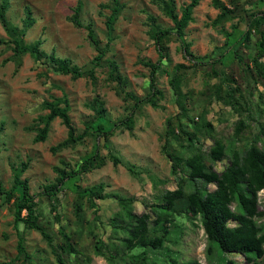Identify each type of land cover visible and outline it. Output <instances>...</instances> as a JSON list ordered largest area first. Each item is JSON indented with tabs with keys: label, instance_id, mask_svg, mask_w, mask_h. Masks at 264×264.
I'll list each match as a JSON object with an SVG mask.
<instances>
[{
	"label": "rangeland",
	"instance_id": "rangeland-1",
	"mask_svg": "<svg viewBox=\"0 0 264 264\" xmlns=\"http://www.w3.org/2000/svg\"><path fill=\"white\" fill-rule=\"evenodd\" d=\"M7 1L6 15L18 27H23L24 5L30 7L34 23L25 30L23 43L40 39L39 49L43 55L36 61L29 52H14L13 43L8 41L10 37L0 22V37L3 39L0 42V182L5 188L10 187L12 167L25 164L21 177L28 179L30 192L39 202L41 223L52 234L54 244L59 243L58 231L63 229L69 235H74V245L90 257L89 264H109L104 256L94 253V241L102 239L107 245L113 243L112 248L120 252L115 256L114 263L124 264L128 260V253L122 254L123 249L117 240L123 234L121 231L114 233L110 226L111 218L120 210V205L110 193L132 197L133 209L137 213H151L149 205L156 201V194L176 187V177L170 172V161L162 150L166 120L181 113L168 82L170 75L156 73L155 86L161 90L156 98L157 105L141 103L133 115L132 130L120 122L129 114L133 103L131 98L124 96L125 92L131 91L138 97H144L148 92L150 74V68L144 63L158 59V51L149 32V16L154 18V24L162 28L173 27V22L162 12L157 0H118L120 10L112 32L107 34L106 19L111 13L112 0H80V20L84 27H77L71 22L77 0ZM219 1L228 7L237 3L236 15L215 24L219 8L214 0H200L193 9L192 19L185 27L183 37L194 58L186 54L175 33H170L166 37L169 61L164 63L170 74L174 65H184L180 70L181 90L185 95L188 115L196 121L200 116L210 120L215 133L227 142L235 121L240 117L215 97L216 85L223 89L228 85L227 81L222 80L227 74L232 76L235 85H239L240 101L244 105L241 116L247 119V113L250 115L251 135L257 131L258 124H264V81L258 75L244 73L243 64L232 53V43L242 35L251 15L264 13V0ZM189 2L175 0L178 15ZM89 24L95 31L100 47L106 48L100 65L93 63L97 51L87 37L85 26ZM260 28H264V23ZM226 33L231 35L226 38ZM258 37V33L252 31L248 45H239L244 62L249 61L255 53L254 42ZM221 51V63L212 60L207 64L196 62ZM50 53L68 59L71 64L84 69L85 73L73 78L70 74L56 71L49 59ZM110 61L116 63L118 73L125 80L123 85L110 78ZM91 68L93 76L87 73ZM211 68L218 74L214 75ZM64 97L68 101V114L76 134L94 120L93 101H102L105 118H98L93 127L101 121L105 129H112L109 140L105 141L102 134L88 135L76 144L52 150L51 147H56L67 138L66 126L56 117L51 121L45 140L35 141L38 129L43 126L39 116L49 111L42 107V103ZM202 141L203 149L211 144L209 139L203 138ZM174 146L178 148L176 143ZM95 151L102 161L99 167L66 180L56 194V201L42 194L44 185L55 181L56 167L75 169ZM110 153L118 156L120 162L114 164ZM226 163V158L216 162L214 169L221 170ZM128 166L132 167L134 173L128 170ZM98 183L103 184V192L108 196L96 200L98 207L88 206L84 201V221L81 223L73 210L77 189ZM209 187L213 188L214 185L210 184ZM185 189L190 190L191 186L187 184ZM258 200L260 208H264V189L259 191ZM51 202L56 206L55 212L50 209ZM12 208V200L3 201L0 198V264H25L23 256L17 254L19 234L32 257V264H57L50 246L39 231L24 228L20 223L17 228L14 226ZM96 208L97 220H92ZM55 214L59 215V219H55ZM175 223L179 228L172 230L169 240L165 242L166 248H136L132 252L145 251L147 260L154 264H170V258H176L177 264L191 259L203 264H222L217 255L221 253L218 249L212 255L207 254L206 235L198 218L191 221L185 216H176ZM89 229H93L92 233ZM63 255L69 262L75 261L72 254ZM78 259L81 264V258ZM223 259L242 262L243 256L223 253Z\"/></svg>",
	"mask_w": 264,
	"mask_h": 264
},
{
	"label": "trees",
	"instance_id": "trees-1",
	"mask_svg": "<svg viewBox=\"0 0 264 264\" xmlns=\"http://www.w3.org/2000/svg\"><path fill=\"white\" fill-rule=\"evenodd\" d=\"M157 1L162 12L172 20L173 27H159L154 24V18L149 16L151 20L149 32L158 51V59L156 62L147 61L144 63L150 68L147 94L144 97H138L131 91L125 92L124 96L131 98L133 103L129 114L120 122L128 130H132L133 115L139 105L145 102L153 106L157 105L156 98L161 94V90L155 86L156 73L165 72L170 75L168 82L181 113L180 116L177 115L178 117H169L166 120L165 141L162 150L170 161V172L176 177V187L174 189H164L156 194V201L149 205L151 213L146 211L137 213L133 209L132 197L110 193L120 205V210L116 211L111 218L110 226L113 228L114 233L121 231L123 234L118 236L117 240L123 249L122 254L128 253V260L124 264H154L147 260L145 251H132L136 248L146 247L153 249L166 248L165 242L169 240L172 230L179 228V225L175 223L176 216H185L191 221L199 219L206 235L207 254L212 255L218 249L221 253L216 254L219 255L222 264H264V208H260L258 200L259 191L264 189V124H258L257 131L251 135V123L248 118L250 115L247 113V119L241 116L243 110L241 107L244 106L240 101L241 91L239 85L234 84V79L229 74L222 79L227 81L228 85L224 89L220 85H216L215 88V97L229 106L232 112L240 114V117L234 123L228 141H224L215 133L213 123L204 116H200L199 120L196 121L188 115V109L184 101L185 95L181 90L180 70L184 65H174L171 68V74L168 71L164 63V61H169L166 37L170 33H175L177 38L181 40V46L186 54L194 58L189 50V44L184 41L183 37L185 27L192 19L193 9L200 0H190L188 4L181 8L180 15L176 11L175 0ZM112 2L111 13L106 19L107 34L112 32L113 23L120 10L118 0H112ZM214 4L220 10L214 19L215 24L223 23L236 15L237 3H233L232 7H228L223 2L214 0ZM7 7L8 1L0 0V22L10 37L8 41L13 43L14 52H29L38 61L43 55L42 50L39 49L40 39L31 43H23L22 38L25 30L34 23L30 7L24 5L23 27H18L10 22L6 15ZM80 14L81 1L77 0L76 6L73 8L71 22L77 27H84L80 20ZM262 23H264V13L261 15L252 14L242 35L233 41L232 53L233 57L243 64L242 70L244 73H249L251 76L258 75L264 81V28H260ZM85 28L87 29L89 41L97 51L93 63L100 65L106 48L100 47L95 31L90 24L86 25ZM252 31L257 32L259 35L254 42L255 53L249 58V61L244 62L243 55L239 53L238 48L241 43L248 45L247 42L250 40ZM230 35L231 33H226V38ZM0 42H3L2 37H0ZM222 58L223 51L196 62L207 64L211 62L209 60H212L221 63ZM49 59L56 71L70 74L73 78L80 77L85 73L84 69L71 64L68 59L57 57L53 53L49 54ZM109 64L110 78L123 85L125 80L118 73L116 63L110 61ZM211 72L214 75L218 74L213 68H211ZM87 73L89 76H93V69L91 68ZM236 93L238 94L236 95ZM42 107L47 108L49 111L39 116V121L43 123V126L38 129L34 137L35 141L45 140L51 121L56 117H59L67 128V138L58 143L56 147H51L52 150L76 144L88 135L97 136L102 134L104 140L108 141L110 135L113 134V130L105 129L101 121L93 127L98 118H105V109L100 100L93 101L94 120L87 123L83 131L78 134H76L75 127L68 114L69 105L65 97L44 101ZM244 108L249 107L245 106ZM259 111L261 112V109ZM203 138L211 141L207 149H203ZM175 143L178 148L174 146ZM110 158L114 164L120 162V158L113 153H110ZM225 158L227 163L222 169H214L215 163L221 162ZM101 164L102 161L98 156V152L95 151L83 159L75 169L67 170L56 167L57 176L55 181L44 185L42 194L56 201V194L66 180L77 178L82 172L99 167ZM25 166L23 164L21 167H12L13 179L10 187L5 188L0 182L1 200H12L14 226L17 228V224L20 223L24 228L39 231L50 246L57 264H80L78 258H81V264H89L90 257L83 254L74 245V235H69L63 229H60L58 231L60 241L57 245L54 244L52 234L41 223V212L38 209L39 202L35 194L30 192L28 179L21 177ZM128 170L134 173L131 166H128ZM187 184L191 186L190 190L185 189ZM210 184H213L214 187L210 188ZM103 190L102 183L77 189V197L73 208L77 221L81 223L84 221L82 213L84 201H87L88 206L98 207L96 200L108 196ZM50 209L53 212L56 211V206L52 202ZM97 210L98 208L94 210L92 220H97L95 214ZM54 216L55 219H59V215L55 214ZM87 223L91 224L90 221ZM83 226L80 227V230L83 229ZM171 226L173 229H171ZM92 231L93 229H89V232L92 233ZM112 246H114L113 243L107 245L102 239H96L94 241V253L104 256L109 264H115V256L120 252ZM167 251L171 250L167 249ZM64 253L72 254L75 261L69 262L63 255ZM223 253L239 254L243 256V260L242 262H237L235 259L225 260L223 259ZM17 254L23 256L25 264H32V257L27 253L23 244V237L20 234L17 243ZM170 264H177L176 258H170ZM184 264L203 263L197 259H191L184 262Z\"/></svg>",
	"mask_w": 264,
	"mask_h": 264
}]
</instances>
